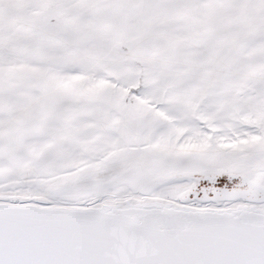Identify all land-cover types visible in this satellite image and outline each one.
<instances>
[{
	"label": "snow or ice",
	"instance_id": "6c2138e0",
	"mask_svg": "<svg viewBox=\"0 0 264 264\" xmlns=\"http://www.w3.org/2000/svg\"><path fill=\"white\" fill-rule=\"evenodd\" d=\"M0 264H264V0H0Z\"/></svg>",
	"mask_w": 264,
	"mask_h": 264
}]
</instances>
